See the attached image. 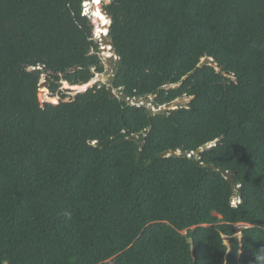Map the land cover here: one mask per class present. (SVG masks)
I'll use <instances>...</instances> for the list:
<instances>
[{
	"label": "trees",
	"instance_id": "1",
	"mask_svg": "<svg viewBox=\"0 0 264 264\" xmlns=\"http://www.w3.org/2000/svg\"><path fill=\"white\" fill-rule=\"evenodd\" d=\"M87 1L0 0V264H264V0L103 1L42 106Z\"/></svg>",
	"mask_w": 264,
	"mask_h": 264
},
{
	"label": "rangeland",
	"instance_id": "2",
	"mask_svg": "<svg viewBox=\"0 0 264 264\" xmlns=\"http://www.w3.org/2000/svg\"><path fill=\"white\" fill-rule=\"evenodd\" d=\"M104 2L106 4H109L107 0H104ZM101 3H102V0H96L94 2V4H95L94 5L93 4V0H88L87 3H86V5H85V11H84V14L85 15H89L92 18V20H93V24L95 25V39H97V40H99L101 42V46H102L101 47V56L103 57L106 65L108 67L106 74L96 76L95 80H93V81H96V83H98V82H104V83H106L105 77L111 78L113 76L114 66L116 65V61L115 60H113V63H111L108 60V58L106 57V54H107V52H106L107 50L106 49H108L110 47L105 46L104 40H103V34H106L107 33V30L104 31L103 26H102V21H100V22L98 21L99 22V25H98V22L96 20V17L98 18L101 15L106 16L104 13H102V11H103V4H101ZM95 6H97V7H95ZM95 11H96V17H95ZM109 22H110V20H109ZM110 23L106 22V24L108 26L111 25ZM99 29H101L103 31V33H100L99 32ZM111 56L113 57L115 55L111 53ZM44 84H46V88L43 87ZM94 85L95 84H93L92 87H94ZM80 88H83V87H72L71 86V88H67V87H65V83H63L62 89L65 90V91H68V93H67V99L64 100V101H62L59 97H52L50 95V93H49V82H48L47 76H43L42 81H41V84H40V92H39L40 93L39 94L40 102H41L42 106H43V102H44L45 105H47V104H52V105H55V106L61 105L63 103H66V102L71 101L78 94L85 92V90L83 91V89H80ZM46 91H47V95H49L50 98H54V99H57L58 100V102L56 104L49 103V102L45 103L44 96L46 95ZM46 101H50V100L47 99ZM189 102H190L189 99L178 100L172 106H170L168 108H162L159 111H156V110H154V111H155V113H158V112H163V111H167V110H175L177 108H181V107L187 106V104ZM144 104H145V101H143V100L142 101H138V106H141V105H144ZM236 203H238V201ZM240 228H242V227H240Z\"/></svg>",
	"mask_w": 264,
	"mask_h": 264
},
{
	"label": "water",
	"instance_id": "3",
	"mask_svg": "<svg viewBox=\"0 0 264 264\" xmlns=\"http://www.w3.org/2000/svg\"><path fill=\"white\" fill-rule=\"evenodd\" d=\"M108 3H109V1H108ZM102 13H104L109 18V20L111 22V20H112L111 17H109L104 11H102ZM96 20H97V18H96ZM109 28H110V25L107 28V33L103 34V40H104L105 46L110 47V48H108L109 52L115 55V56H113L111 58H108V60L111 63H113V60H115L117 62L119 60V58L116 55V53L114 52V50H113L112 42L108 39ZM208 65H210L212 67H216V65L213 63V60H208V59L203 60V62L200 65V67L203 68V67L208 66ZM118 73H119L118 66L115 65L114 66L113 76L111 78L105 77V81L106 82L109 81L110 83H113L115 81V76ZM93 84H96V81H91L89 84L83 86V91L84 90L87 91L88 89H90ZM109 91H110V97L113 99L115 97V93L113 92V89L111 87L109 88ZM140 101H142V100H140ZM144 105L149 108L150 113L152 115L156 114L154 109L151 108V106L149 105L148 101H145ZM208 148L209 147L206 146V147L203 148V150H206ZM198 154H199V152L197 153V155ZM170 155H171V153H169L167 155L165 154V155H163V157L170 156ZM148 165H150V163ZM222 174L225 177H227V179L233 184V179H232V177L229 174H227L225 172H222ZM233 188L235 190L237 189V187L235 185H233ZM237 227L238 228H240V227L249 228V226H247V225H238ZM221 235H222L224 244H225V246L227 248L224 264H241V257L243 255V232H239V233H237V234H235L233 236H226L224 234H221ZM192 256H193L194 264H198L197 257H196V252H195V248L194 247H192Z\"/></svg>",
	"mask_w": 264,
	"mask_h": 264
},
{
	"label": "bare ground",
	"instance_id": "4",
	"mask_svg": "<svg viewBox=\"0 0 264 264\" xmlns=\"http://www.w3.org/2000/svg\"><path fill=\"white\" fill-rule=\"evenodd\" d=\"M98 20V19H97ZM102 26H103V29H104V31H106L107 30V28H108V25L106 24V22H104V21H102ZM99 32L100 33H103V31L101 30V29H99ZM107 51V54H106V57L107 58H111L112 56H111V53L109 52V50L108 49H106ZM43 87H46V84H44V86Z\"/></svg>",
	"mask_w": 264,
	"mask_h": 264
},
{
	"label": "built area",
	"instance_id": "5",
	"mask_svg": "<svg viewBox=\"0 0 264 264\" xmlns=\"http://www.w3.org/2000/svg\"><path fill=\"white\" fill-rule=\"evenodd\" d=\"M107 69H108V67H107ZM115 95H118V94H115ZM238 203H239V201H238ZM238 203L234 202L233 205L237 206Z\"/></svg>",
	"mask_w": 264,
	"mask_h": 264
},
{
	"label": "clouds",
	"instance_id": "6",
	"mask_svg": "<svg viewBox=\"0 0 264 264\" xmlns=\"http://www.w3.org/2000/svg\"><path fill=\"white\" fill-rule=\"evenodd\" d=\"M96 0H93V4H94V2H95ZM104 0H102V2H103ZM102 4V3H101ZM107 68V67H106ZM114 72V71H113ZM114 92V91H113ZM115 93V92H114Z\"/></svg>",
	"mask_w": 264,
	"mask_h": 264
}]
</instances>
